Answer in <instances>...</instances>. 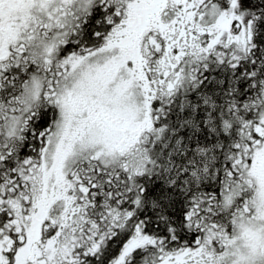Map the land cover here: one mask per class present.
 Wrapping results in <instances>:
<instances>
[{
	"label": "snow or ice",
	"instance_id": "snow-or-ice-1",
	"mask_svg": "<svg viewBox=\"0 0 264 264\" xmlns=\"http://www.w3.org/2000/svg\"><path fill=\"white\" fill-rule=\"evenodd\" d=\"M0 264H264V0H0Z\"/></svg>",
	"mask_w": 264,
	"mask_h": 264
}]
</instances>
